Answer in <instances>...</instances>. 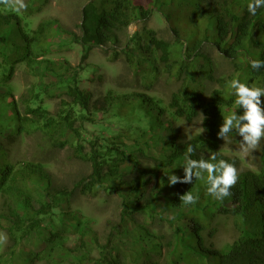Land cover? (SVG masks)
<instances>
[{
    "label": "trees",
    "instance_id": "trees-1",
    "mask_svg": "<svg viewBox=\"0 0 264 264\" xmlns=\"http://www.w3.org/2000/svg\"><path fill=\"white\" fill-rule=\"evenodd\" d=\"M46 2L29 0L26 15L0 4V89H4V92L0 90V102L14 98L11 81L18 65L23 63L38 76L53 70L50 68H54L53 75L57 69L62 70L63 73L55 76L69 88L67 99L61 101L55 114L44 106L42 90L48 88L38 86L32 87L30 97H22L25 112L21 111L19 101L13 99V115L8 121L0 113V194L3 198L0 227L3 221L10 224L7 229L10 245L0 254V264L6 263L7 256L13 257L21 241L38 234L49 220L46 247L41 252H20L19 264L44 260L51 264L57 252L69 256L74 264H131L117 253L113 235L102 243L91 221H84L69 208L63 209L64 203L71 205L76 194L94 197L98 188L112 194H120L125 189L126 194L136 197V200H125L121 217L122 224L130 221L136 225L140 242L153 234L147 220L170 223V236L164 243L163 239L158 241L149 251L143 248L132 259L137 264L139 260L142 264H264V153L260 169H242L238 157L227 156L222 148L223 139L217 138L223 118L233 112L243 114V109L235 104L237 97L229 82L238 79L249 87L264 88V68L254 70L250 63L264 61V8L251 15L247 7L251 0H100L98 5L89 0L82 10L81 35H77L63 30L56 19L43 20L32 27L28 17L42 12ZM233 5L238 7L234 14L230 12ZM154 13L168 23L174 42L144 27L125 43L128 26L138 21L146 23ZM60 31L82 47L78 69L64 63L54 67L55 63L47 57L49 46ZM131 42L137 43L144 55L135 66L138 75L144 76L148 89L164 74L169 80L180 82L168 103L148 93L116 95L113 92L102 102L93 101L90 92L79 89V71H90L84 63L94 49L114 51ZM20 44L25 52L23 57L17 54ZM205 48L216 50L230 63L229 76L218 78ZM200 60L206 62L208 70H196L194 66ZM204 81L219 87L210 94L200 91L198 87ZM261 100L264 102V97ZM99 111L125 121V132L90 135L84 123L96 125L94 116H89ZM200 118L206 129L204 133L189 137L179 129L178 124H193ZM148 124L167 133L161 146L168 151L165 159L150 157L141 149L148 143L145 141ZM100 127L102 131L108 130L107 126ZM38 132L51 148L70 146L77 160L90 165L91 172L70 189L57 185L43 164L25 161L18 167L9 162L4 141ZM236 134L233 131L229 135ZM189 144L195 148L192 159L201 156L208 159L215 152L217 161L224 159L235 164L239 179L231 189V196L222 202L210 196L206 173L204 179L193 178L191 184L174 185L172 195L163 193V171L174 169V175L184 178V157ZM121 157L132 167L128 174L121 170ZM38 186L43 187L41 200L33 199L31 194ZM188 191L198 196L196 204L185 205L179 199ZM157 200L161 201L163 211L155 207ZM58 210L64 213L63 218L57 217ZM167 213L171 214L168 218ZM140 214L145 216L142 223L138 222ZM218 218L230 225L233 242L226 251L218 249L213 241L218 229L214 223ZM72 234H77L78 239L69 247ZM179 250L191 256L175 262L173 256Z\"/></svg>",
    "mask_w": 264,
    "mask_h": 264
},
{
    "label": "rangeland",
    "instance_id": "rangeland-1",
    "mask_svg": "<svg viewBox=\"0 0 264 264\" xmlns=\"http://www.w3.org/2000/svg\"><path fill=\"white\" fill-rule=\"evenodd\" d=\"M98 5L100 0H94ZM112 2L113 0H109ZM89 0H47L44 5L43 11L36 13L28 17L32 22V27L35 28L41 21L48 19H56L60 22L63 30L71 31L77 35H81L80 24L82 20V10L85 4ZM26 5L29 4V0H23ZM26 7L20 9V13L26 11ZM15 8V7H14ZM238 9L237 5H233L231 13L234 14L235 10ZM26 15V14H25ZM7 19L4 23V27H8ZM146 27L149 30H154L158 33V36L174 42L172 33L169 30V25L165 19L158 13H154L149 21L143 23L138 21L128 26L127 35L124 36V41L129 40ZM129 45V46H128ZM49 52L47 57L51 59L53 63L61 65V63L67 64L72 68L78 69L82 62V47L74 42L71 36H68L64 31L58 32L55 35L53 43L49 46ZM206 54L212 59L214 68L217 71L218 78L220 76H229L232 68L228 61H226L216 50L212 48H205ZM19 57L25 56L23 46L20 47L17 52ZM144 57L142 51L137 47V43L131 42L126 44L124 47L112 51H104L103 49H94L89 59L84 65H89V70L79 71L81 81L79 89L82 91H88L93 95V101H103V99L109 93L114 94H130V93H148L149 95L161 98L165 103H168L171 95L176 92L180 86V82L177 80H169L167 75H162L158 80L154 82L151 89H148L143 82V75H138L137 66L135 63L139 59ZM52 67V65H51ZM196 70L202 69L206 71L209 69L208 65L204 60L197 61L194 66ZM208 67V68H207ZM51 71H54V68ZM51 71L43 76L35 75L33 70L26 65V63L19 64L15 72L14 77L11 81V87L13 88L14 98H8L0 102V113L5 117V120L13 115L11 102L13 99L19 101L20 109L25 112V104L21 102L23 98L30 97V90L34 86L44 89L48 88L47 91H43L44 106L51 113H57L60 109V103L62 100H66V93L69 91L66 82H62V79L58 76L59 73H63L62 70L57 69L55 75ZM71 74L67 75V81L70 79ZM205 85V88H203ZM219 84L210 81H204L198 89L201 91H208V94L212 90L218 89ZM4 92V89H0ZM202 92V93H203ZM49 93V94H48ZM23 97V98H22ZM94 121H85L84 125L88 129L90 135H109L125 132L124 126L127 125L125 121H118L110 114H102V112H96ZM100 125L107 126L108 130H101ZM149 125V124H148ZM179 129L182 133L187 134L189 137L196 136L200 133L202 127V118L195 121L193 124H178ZM149 130L146 134L147 144H144L141 149L145 150L146 154L150 157L164 158L168 151L162 149V141L164 140V134L167 135L166 131H161V128H154L150 125ZM38 133L26 134L24 136H15L8 138L4 141L7 153L8 161L16 166H20L25 161H31L35 163L43 164L46 171L52 174V177L57 185L67 186L72 189L74 183L81 177L88 175L91 172L89 164L79 161L76 159L74 151L70 149V146L64 149L51 148L46 138ZM241 137L236 134L228 136L226 141H222V148L227 156L238 157L240 161V167L242 169L258 170L260 169L261 157L264 153V140L261 141L260 147L253 153L244 155L240 152V141ZM121 170L124 174H128L132 171V167L128 160L121 157ZM175 170H165L161 173V178L164 182L163 193L165 195H172L174 192V185L169 186L168 176L173 174ZM123 189L120 194H112L110 191L103 189H97L94 197H84L76 194L70 206L63 204V209L69 208L77 216L81 217L84 221H91L93 230L95 231L99 240L104 243L109 235H113L115 238L114 245L117 253L126 258L131 264H137L132 259L134 256L139 255L142 249L145 248L148 251L156 245L159 241L165 242V238L169 237L171 227L169 222H162L160 220H147L149 229L153 233L145 241H139L138 229L133 222L126 221L122 224V210L123 204L129 200H136V197H131ZM33 199L39 198L41 200L43 195V187H35L31 192ZM3 198L0 194V211L2 209ZM155 207L160 211L164 210L160 200H157ZM57 217L63 218V214L60 210L57 212ZM171 214L167 213V218ZM138 222L142 223L145 221V216L140 214L137 215ZM56 219V217H55ZM48 223L50 220L44 223L41 231L38 234H34L32 237H28L21 241L17 249L16 254L13 257H6L5 264H19L20 252L31 253L41 252L46 247V238L49 236ZM52 223V222H51ZM0 227V234L6 236V242L0 243V254L7 250L10 245V236L7 229L10 224L6 221L2 222ZM218 227L216 236L214 237V244L218 249L226 251L233 242L230 232V225L222 218L216 219L214 227ZM155 237H159L158 240ZM78 235L72 234L69 241V247H73L77 241ZM94 255H97V251L94 250ZM190 257L187 251H180L173 256V260L177 262L180 258L187 260ZM51 264H74L69 256L62 255L57 252L52 258ZM36 264H47L46 261H40ZM138 264H142V260H139Z\"/></svg>",
    "mask_w": 264,
    "mask_h": 264
},
{
    "label": "clouds",
    "instance_id": "clouds-1",
    "mask_svg": "<svg viewBox=\"0 0 264 264\" xmlns=\"http://www.w3.org/2000/svg\"><path fill=\"white\" fill-rule=\"evenodd\" d=\"M0 4L15 7L17 11L26 7L23 0H0ZM248 12L255 15L257 10L264 8V0H251L248 4ZM251 67L254 70L264 68V61L252 60ZM229 87L234 90L237 97L235 104L243 109L242 115L233 112L231 115L223 118V123L219 128L217 138L226 141L231 132L235 131L242 139L239 147L244 155L253 153L259 149L261 141L264 140V88L249 87L247 84L233 79L229 82ZM205 117L203 114H200ZM206 129L200 128V133ZM195 148L189 144L185 152L184 178L171 174L168 176L169 186L176 184H191L195 180L204 179L206 173L207 193L215 200L223 201L232 195L231 189L235 187L239 179V171L234 163H229L224 159L217 161V154L213 152L208 159L201 156L199 159H192ZM215 161V162H214ZM179 199L185 204H196L198 196H194L190 191L186 192ZM6 242V236L0 234V243Z\"/></svg>",
    "mask_w": 264,
    "mask_h": 264
}]
</instances>
